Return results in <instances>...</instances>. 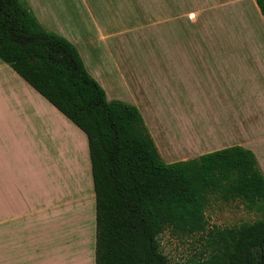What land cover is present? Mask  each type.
<instances>
[{
	"label": "crops",
	"instance_id": "1",
	"mask_svg": "<svg viewBox=\"0 0 264 264\" xmlns=\"http://www.w3.org/2000/svg\"><path fill=\"white\" fill-rule=\"evenodd\" d=\"M107 1L113 11L93 16L97 44L89 40L103 57L78 52L108 101L138 108L166 164L241 147L255 155L264 174V19L256 1ZM133 25L136 36H129ZM133 40L140 47L138 42H152L148 56L140 49L142 63L131 59ZM20 86L36 92L0 60V133L31 152L48 139L65 146L66 124L61 122L64 132L50 124ZM3 137L0 154L12 174L10 138ZM12 175L11 186L0 181V199L13 198L18 170Z\"/></svg>",
	"mask_w": 264,
	"mask_h": 264
},
{
	"label": "trees",
	"instance_id": "2",
	"mask_svg": "<svg viewBox=\"0 0 264 264\" xmlns=\"http://www.w3.org/2000/svg\"><path fill=\"white\" fill-rule=\"evenodd\" d=\"M255 1L264 19V0ZM0 60L87 137L95 264H169L159 243L165 232L203 236L202 264H264V222L209 228L206 216L212 198L264 210V174L252 152L232 147L166 164L138 108L109 102L75 46L21 0H0Z\"/></svg>",
	"mask_w": 264,
	"mask_h": 264
},
{
	"label": "rangeland",
	"instance_id": "3",
	"mask_svg": "<svg viewBox=\"0 0 264 264\" xmlns=\"http://www.w3.org/2000/svg\"><path fill=\"white\" fill-rule=\"evenodd\" d=\"M21 1L48 32L69 41L82 56L93 53L96 58L103 57V50L98 54L99 50L96 52L89 40L97 44L93 16L112 13L108 1V4L106 0ZM120 27V24L113 26ZM135 28L136 25L130 26L129 36L135 35ZM138 43L141 47L134 40L127 46L134 55L133 64L137 60L142 63L140 49L152 48L150 41ZM84 58L88 66L89 61ZM20 91L29 106L50 124L60 131L62 122L69 130L65 146L48 139L45 146L39 149L34 146L33 152L14 143L10 133L4 130L0 133L1 137L10 138L13 165L9 168L13 175L18 170L19 176L16 192L13 187V198L0 199V264H95L96 201L87 137L36 92L26 93L21 86ZM7 162L0 154V181L11 186L12 174L7 170ZM10 194L5 193L8 197ZM206 216L209 228L226 229L264 222V210H250L240 201L225 202L217 198L207 202ZM159 243L169 264H202L209 257L207 243L201 235L177 238L165 232Z\"/></svg>",
	"mask_w": 264,
	"mask_h": 264
}]
</instances>
